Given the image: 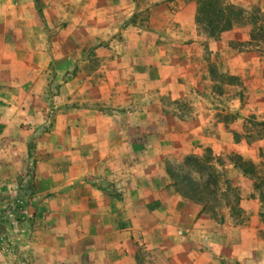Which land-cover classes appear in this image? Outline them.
Returning a JSON list of instances; mask_svg holds the SVG:
<instances>
[{"label":"crops","instance_id":"1","mask_svg":"<svg viewBox=\"0 0 264 264\" xmlns=\"http://www.w3.org/2000/svg\"><path fill=\"white\" fill-rule=\"evenodd\" d=\"M167 5L177 33L166 39L194 41L189 4ZM132 8L131 0H0V189L24 209L13 228L3 218L14 245L0 249V264H264L263 226L213 223L202 170L188 166L196 193L175 179L186 156L233 150L234 131L239 156L264 160L261 141L242 128L264 121V60L251 51L241 63L242 52L228 55L217 41L220 62L230 58L240 78L239 116L225 127L216 110L194 108L205 98H185L209 80L206 67L196 70L212 54L149 52L146 35L125 24ZM167 21L161 13L151 24ZM238 200L254 221L259 199ZM215 213L233 216L228 204Z\"/></svg>","mask_w":264,"mask_h":264},{"label":"rangeland","instance_id":"2","mask_svg":"<svg viewBox=\"0 0 264 264\" xmlns=\"http://www.w3.org/2000/svg\"><path fill=\"white\" fill-rule=\"evenodd\" d=\"M33 1L37 4L39 3V0ZM131 1L133 6L132 13L125 24L128 23L134 28L140 29H135L136 33L146 35L147 38L145 39L148 44L147 48L149 52H153L157 50L159 46H163V48L165 47L170 51H174L175 49L182 54L188 47H193V49L195 47V51L199 49V51L204 50L206 53L212 54V58L207 59L205 63L202 62L196 70L197 72L206 67L209 73V80H201L200 78V85H197L199 88L196 89L195 94L189 92L185 98H188L190 94L195 98L198 96L205 98L207 102H209L207 105L202 107L196 106L194 108H202L201 110L205 112L216 110L214 118L216 117L218 120H222L225 127H228L227 124H230L229 127L235 129V124L233 122L236 120V117L239 116L237 111L239 107L234 103V100L237 94L240 93V90H236V84H238L240 78L236 74V67L231 65L230 58H228V64L220 62L217 41L220 39L226 41L224 49L228 55L242 52L243 57L240 59L241 63L246 62V55L251 51H257L262 57L261 59L264 60V4L261 5L258 3V5H252L253 7L250 6V8H246L248 5L244 4L245 0H217L222 5L230 6L233 10V14L231 15L230 26L212 37L207 35L206 29L209 24L214 23L216 18L213 16L203 17V15L200 17V0H179L185 3V5L189 4L191 8L190 13L195 22L194 32L197 38L194 41L190 39L182 43L183 45L177 46L174 45L171 40L166 39L173 37L172 33H177L176 23L172 20L175 9L173 6L167 5V3L172 0ZM163 4H166V6H163ZM161 13H164L168 21L162 29H156V24L154 23L155 26H152L151 20L155 22ZM179 32L187 33L188 31L179 29ZM165 35H167L165 38H161ZM220 66L222 69L226 67V70L220 72ZM224 84L228 85L227 88H225ZM221 94H225L224 97L227 102V108L225 111L221 108L222 112L219 111ZM183 108H188V106ZM212 124L214 125L215 123ZM242 128H248L245 134L248 136L254 135L252 140H259L264 146V121H246L245 124L242 125ZM237 136L236 131H234L229 139V142L234 145L232 146L233 150H230L229 153L222 156L220 154L217 155L214 154L212 148L206 147L203 149L202 155L199 158L193 155L186 156L183 159V165L181 164L175 173L180 177L179 179H181V176L182 178L189 177L188 166H193L202 170V173L205 175L204 179L206 183V185L202 187V190L207 197V206L213 211L211 221L213 223L225 222V225L239 227L251 225L263 226V229L257 232V236L264 239V160H262V155H260V159L255 161L239 156L234 151L239 141V137ZM234 161L241 162L247 173L241 174L238 172ZM228 163L232 164V167L223 168L222 170L215 167L216 165H225ZM240 195H254L259 199L257 217L254 218V221L252 218L242 215L238 200ZM224 204L230 206L233 215L230 219L228 218L225 221L223 218H219L215 213L216 210L222 209ZM215 208L216 210H214ZM16 218L19 219L20 217ZM259 252L261 257L264 256V247H262Z\"/></svg>","mask_w":264,"mask_h":264},{"label":"trees","instance_id":"3","mask_svg":"<svg viewBox=\"0 0 264 264\" xmlns=\"http://www.w3.org/2000/svg\"><path fill=\"white\" fill-rule=\"evenodd\" d=\"M201 5L199 8V12H201L200 17L213 16L216 18L213 24H209L207 26V35L216 36V34L220 31L225 30L230 26L231 15L233 14V10L228 5H222L217 0H200ZM201 19V18H200ZM206 28V26H205ZM235 165L240 167L244 173H247L241 162L234 161ZM177 174H175V179L181 185V190L190 193L197 192V184L190 179V177H183L179 179ZM183 180V181H182ZM187 185V186H186Z\"/></svg>","mask_w":264,"mask_h":264},{"label":"built area","instance_id":"4","mask_svg":"<svg viewBox=\"0 0 264 264\" xmlns=\"http://www.w3.org/2000/svg\"><path fill=\"white\" fill-rule=\"evenodd\" d=\"M4 142V138L0 134V148L1 145ZM29 170L32 168V161L29 163ZM24 209L22 205L18 201V197H15L11 200L8 201L6 196L3 194V192L0 189V225L2 221L4 220L3 218H6V221L10 223V227L12 226L17 218L20 217L21 213H23ZM13 239L10 237H7L0 229V249L10 252L13 249Z\"/></svg>","mask_w":264,"mask_h":264}]
</instances>
